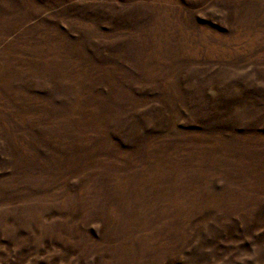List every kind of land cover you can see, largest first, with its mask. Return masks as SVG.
<instances>
[{
	"label": "rangeland",
	"instance_id": "rangeland-1",
	"mask_svg": "<svg viewBox=\"0 0 264 264\" xmlns=\"http://www.w3.org/2000/svg\"><path fill=\"white\" fill-rule=\"evenodd\" d=\"M0 264H264V0H0Z\"/></svg>",
	"mask_w": 264,
	"mask_h": 264
}]
</instances>
